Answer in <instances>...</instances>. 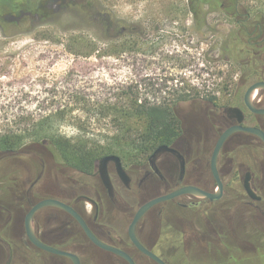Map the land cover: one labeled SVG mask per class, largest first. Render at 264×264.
<instances>
[{
	"label": "rangeland",
	"instance_id": "1",
	"mask_svg": "<svg viewBox=\"0 0 264 264\" xmlns=\"http://www.w3.org/2000/svg\"><path fill=\"white\" fill-rule=\"evenodd\" d=\"M31 1L37 7L46 5L44 16L35 15L29 2L24 8L17 5L23 9L17 14L0 18L4 27L0 28V135L26 130L29 121L63 110L68 125L60 133L75 137L70 126L73 118L89 119L94 105L114 99V88L124 83L134 82L142 98L154 101L171 99L177 88L190 87L201 94L200 99L211 95L220 99V105L240 106L247 87L263 76L254 65L238 64V53L222 51L239 38L230 18L214 13L209 27L198 34L191 29L190 16L173 18L174 10H182L187 0ZM92 3L105 11L100 23L121 20L128 27L139 26L140 49L105 54L107 44L118 34L101 30L88 18L90 11H83L82 6ZM242 3L253 13L264 12V0ZM75 37H82L86 44L73 52L71 40ZM90 43L95 44L94 50ZM234 92L238 96L232 100ZM195 107L185 103L178 110L183 115ZM92 128L95 134L110 129L103 124ZM262 156L264 147L255 143L238 159L257 169L261 168L257 158ZM122 161L128 169L140 164ZM223 205L206 204L192 229L171 222L168 204L157 207L163 211V224L155 253L168 264H264V220L256 211L225 210ZM145 235L139 233L142 239ZM126 242L128 250L137 255L128 239ZM98 252L90 250L91 261L101 258Z\"/></svg>",
	"mask_w": 264,
	"mask_h": 264
},
{
	"label": "flooded vegetation",
	"instance_id": "2",
	"mask_svg": "<svg viewBox=\"0 0 264 264\" xmlns=\"http://www.w3.org/2000/svg\"><path fill=\"white\" fill-rule=\"evenodd\" d=\"M247 8L236 2L234 14L238 19H230L237 25L239 38L233 47H226L232 49L229 53L241 56L238 64L254 65L263 76L247 87L240 106L220 105V99L213 96L189 102L196 107L186 114L178 110L181 132L172 144L166 145L174 152L158 156L154 167L157 171L149 163L153 154L146 163L131 169L121 159L129 182L122 180L115 162L107 165L104 181L102 159L95 163L93 172L85 173L56 160L54 153L43 146L17 151L0 147V264H76L68 255L77 258L79 264H129L122 256L95 244L81 221L100 243L126 253L135 264H157L131 242L129 229L144 205L184 188L194 192L153 206L136 225L139 242L156 256L163 224V211L157 210L161 205L170 206L171 213L166 216L174 225L191 229L195 221L201 220L196 215L206 204L221 202L225 210L246 208L264 220V207L260 206L264 203V156L257 158V165L261 164L257 169L238 159L244 149H251L255 143L264 147L263 140L247 131L232 133L220 150L215 172L212 166L216 146L228 130L243 127L264 133V115L245 105L247 90L264 82V16L255 17ZM137 30L141 38L142 29L138 26ZM230 96L234 100L238 92ZM253 102L256 109L264 110V91L256 92ZM230 108L241 113L229 112ZM199 192L216 198L212 200ZM45 201H55L63 207L47 205L34 210ZM139 233H146L147 242ZM127 239L137 255L128 250ZM94 249L100 251L98 261L89 258ZM158 257L168 264L161 255Z\"/></svg>",
	"mask_w": 264,
	"mask_h": 264
},
{
	"label": "trees",
	"instance_id": "3",
	"mask_svg": "<svg viewBox=\"0 0 264 264\" xmlns=\"http://www.w3.org/2000/svg\"><path fill=\"white\" fill-rule=\"evenodd\" d=\"M237 1L242 2V0H187L182 10H174L173 18L190 16L193 23L191 29L198 34L209 27L210 16L214 13H221L234 21L238 19L234 14ZM29 2L34 8L31 11L35 15L40 17L45 15L46 5H40V8L31 0H0V18L17 14L23 10L18 9L17 5L21 4L23 7ZM82 8L83 11H90L87 14L88 18L96 25H100L101 30L112 29L118 34L115 41L107 44L105 54L121 55L140 49L137 25L128 27L121 20L100 23L99 17L105 15L103 9L93 3ZM42 9L44 11H41ZM247 10L253 12L250 7ZM254 15L259 18L264 16V12L259 11ZM0 26L4 30V27ZM84 44L86 41L82 37H75L71 40L70 50L75 52ZM94 45L90 43L89 48L94 50ZM222 51L229 53L232 49L225 46ZM114 90L116 91L114 99L95 104L89 119L73 118L70 126L75 130V137H67L60 133V130L68 125L67 112L62 110L39 120H28L29 128L26 130L10 131L0 135V147L17 151L43 146L54 153L56 160L85 173L93 172L96 162L111 155L144 164L158 147L172 144L179 136L182 124L177 114L179 107L201 98V94L190 87L177 88L171 99L162 101L142 98L139 86L134 82L120 84ZM206 98L211 99L213 96L207 95ZM102 124L109 126L110 129L104 133H93V125Z\"/></svg>",
	"mask_w": 264,
	"mask_h": 264
},
{
	"label": "water",
	"instance_id": "4",
	"mask_svg": "<svg viewBox=\"0 0 264 264\" xmlns=\"http://www.w3.org/2000/svg\"><path fill=\"white\" fill-rule=\"evenodd\" d=\"M261 91H264V82H258V83H255L253 84L246 92L245 94V105L253 112L257 113V114H261V115H264V110H258L254 107V102H253V97L255 95L256 92H261ZM229 112H233V113H241V111L239 109H236V108H230L229 109ZM243 122V117L242 118H239V123H242ZM236 131H247V132H250V133H253V134H256L257 136H259L263 142H264V133L258 129H254V128H243V127H234L230 130H228L227 132H225V134L221 137V139L219 140L217 146H216V149L214 151V154H213V160H212V166H213V170L214 172L216 171V162H217V158L219 156V153H220V150L225 142V140L234 132ZM167 151H173L171 148H169L168 146L166 145H163V146H160L159 148L156 149V151L153 153V155L150 157L149 159V163L151 164V166H153V168L155 167V162L158 158V156L164 152H167ZM174 152V151H173ZM110 162H115L116 165H117V168H118V172H119V175L120 177L122 178V180L125 182V183H128L129 182V178L125 172V170L123 169V166H122V162H121V158L119 156H116V155H111V156H107V157H104L101 161H100V169H101V174H102V178L104 179V181H106L107 179V176H106V173H105V170H106V167L107 165L110 163ZM156 170V168H154ZM157 171V170H156ZM189 192H194V190L192 188H184V189H181L173 194H170V195H167V196H163V197H159L149 203H147L146 205H144L139 211L138 213L136 214V217L129 229V238L131 240V242L142 252L144 253L145 255L149 256L152 260H154L157 264H166L163 260H161L158 256H156L154 253L148 251L147 249H145L141 243L139 242L138 238H137V235H136V225L137 223L139 222V220L141 219V217L150 209L152 208L153 206L159 204V203H162V202H165V201H168L170 199H173V198H176V197H179L183 194H186V193H189ZM251 194V196L253 198H255V196L249 192ZM197 194H201V195H204V196H207L209 198H211L212 200H215L216 196L214 195H207L205 193H197ZM259 200V199H258ZM47 205H57V206H61L63 207V205H61L60 203H57L55 201H45V202H42L41 204H39L38 206H36L34 208V210H38L39 208L43 207V206H47ZM81 221V220H80ZM87 235L90 237V239L97 245H99L101 248L107 250V251H111V252H114L120 256H122L123 258H125L127 260V262L129 264H135L134 261L124 252L122 251H119V250H116L114 248H111L107 245H104L102 243H100L92 234L91 232L87 229V227L84 225V223L81 221ZM37 243V242H36ZM38 244V243H37ZM59 253V252H58ZM69 257H71L76 264H79V261L77 260V258H75L74 256L72 255H68Z\"/></svg>",
	"mask_w": 264,
	"mask_h": 264
}]
</instances>
